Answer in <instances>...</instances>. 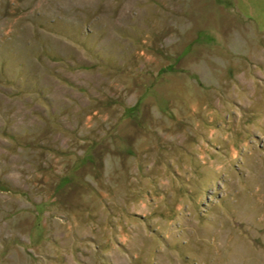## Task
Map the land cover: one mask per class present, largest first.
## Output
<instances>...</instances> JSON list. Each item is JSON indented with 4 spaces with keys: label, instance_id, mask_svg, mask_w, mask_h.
<instances>
[{
    "label": "rangeland",
    "instance_id": "obj_1",
    "mask_svg": "<svg viewBox=\"0 0 264 264\" xmlns=\"http://www.w3.org/2000/svg\"><path fill=\"white\" fill-rule=\"evenodd\" d=\"M0 264H264V0H0Z\"/></svg>",
    "mask_w": 264,
    "mask_h": 264
}]
</instances>
